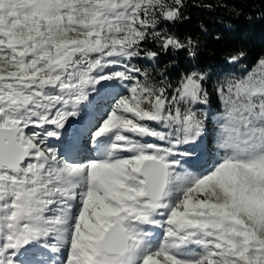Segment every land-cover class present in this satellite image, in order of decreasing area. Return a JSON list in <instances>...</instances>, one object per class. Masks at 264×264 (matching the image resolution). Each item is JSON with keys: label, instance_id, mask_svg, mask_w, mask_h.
Wrapping results in <instances>:
<instances>
[{"label": "snow or ice", "instance_id": "1", "mask_svg": "<svg viewBox=\"0 0 264 264\" xmlns=\"http://www.w3.org/2000/svg\"><path fill=\"white\" fill-rule=\"evenodd\" d=\"M183 7L0 0V264H264V57L132 63Z\"/></svg>", "mask_w": 264, "mask_h": 264}, {"label": "trees", "instance_id": "2", "mask_svg": "<svg viewBox=\"0 0 264 264\" xmlns=\"http://www.w3.org/2000/svg\"><path fill=\"white\" fill-rule=\"evenodd\" d=\"M157 30L182 41L190 37L197 56L190 57L184 50L164 53L149 41L144 47L159 52L158 58L149 61L141 56L132 63L156 78L160 73H170L173 80L186 71L204 69L212 74L214 85L216 74L220 78L228 73L239 74L244 66L251 67L264 57V0H184L183 19L165 22ZM240 51L246 55L233 65L230 57ZM209 147L215 148L214 141Z\"/></svg>", "mask_w": 264, "mask_h": 264}, {"label": "rangeland", "instance_id": "3", "mask_svg": "<svg viewBox=\"0 0 264 264\" xmlns=\"http://www.w3.org/2000/svg\"><path fill=\"white\" fill-rule=\"evenodd\" d=\"M56 146L58 147V146H59V144H56Z\"/></svg>", "mask_w": 264, "mask_h": 264}]
</instances>
